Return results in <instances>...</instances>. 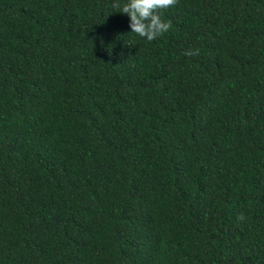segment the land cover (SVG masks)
Returning a JSON list of instances; mask_svg holds the SVG:
<instances>
[{"label": "trees", "instance_id": "trees-1", "mask_svg": "<svg viewBox=\"0 0 264 264\" xmlns=\"http://www.w3.org/2000/svg\"><path fill=\"white\" fill-rule=\"evenodd\" d=\"M114 2L0 0V264H264V0Z\"/></svg>", "mask_w": 264, "mask_h": 264}, {"label": "clouds", "instance_id": "clouds-1", "mask_svg": "<svg viewBox=\"0 0 264 264\" xmlns=\"http://www.w3.org/2000/svg\"><path fill=\"white\" fill-rule=\"evenodd\" d=\"M177 3L178 0H126L121 4L120 0H115L113 7L130 17V28L133 33L151 42L168 32L172 27L170 20L162 18L161 10L173 7ZM185 54L199 55V50L189 51ZM238 219L243 220V214Z\"/></svg>", "mask_w": 264, "mask_h": 264}]
</instances>
